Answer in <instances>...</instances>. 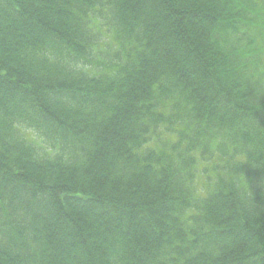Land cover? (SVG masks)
Segmentation results:
<instances>
[{"label":"trees","instance_id":"16d2710c","mask_svg":"<svg viewBox=\"0 0 264 264\" xmlns=\"http://www.w3.org/2000/svg\"><path fill=\"white\" fill-rule=\"evenodd\" d=\"M0 264H264V0H0Z\"/></svg>","mask_w":264,"mask_h":264},{"label":"rangeland","instance_id":"374dc122","mask_svg":"<svg viewBox=\"0 0 264 264\" xmlns=\"http://www.w3.org/2000/svg\"><path fill=\"white\" fill-rule=\"evenodd\" d=\"M27 135H28L29 137L34 138V139H37L39 142H41V141H40V138H39L36 134H34V133H32V132H28Z\"/></svg>","mask_w":264,"mask_h":264}]
</instances>
